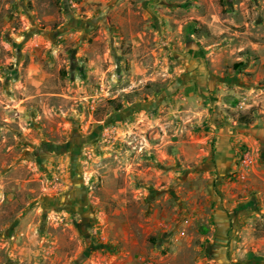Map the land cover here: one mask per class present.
I'll use <instances>...</instances> for the list:
<instances>
[{
	"label": "rangeland",
	"instance_id": "rangeland-1",
	"mask_svg": "<svg viewBox=\"0 0 264 264\" xmlns=\"http://www.w3.org/2000/svg\"><path fill=\"white\" fill-rule=\"evenodd\" d=\"M263 140L264 0H0V264H264Z\"/></svg>",
	"mask_w": 264,
	"mask_h": 264
},
{
	"label": "built area",
	"instance_id": "built-area-1",
	"mask_svg": "<svg viewBox=\"0 0 264 264\" xmlns=\"http://www.w3.org/2000/svg\"><path fill=\"white\" fill-rule=\"evenodd\" d=\"M250 160H251V156H250L249 154H246V155H245V158H244V163L248 165V164H249L248 162H249Z\"/></svg>",
	"mask_w": 264,
	"mask_h": 264
},
{
	"label": "crops",
	"instance_id": "crops-1",
	"mask_svg": "<svg viewBox=\"0 0 264 264\" xmlns=\"http://www.w3.org/2000/svg\"><path fill=\"white\" fill-rule=\"evenodd\" d=\"M264 141V140H263Z\"/></svg>",
	"mask_w": 264,
	"mask_h": 264
}]
</instances>
